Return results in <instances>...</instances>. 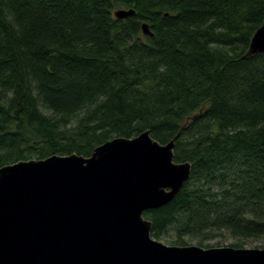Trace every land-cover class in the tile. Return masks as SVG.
Here are the masks:
<instances>
[{"label": "trees", "instance_id": "1", "mask_svg": "<svg viewBox=\"0 0 264 264\" xmlns=\"http://www.w3.org/2000/svg\"><path fill=\"white\" fill-rule=\"evenodd\" d=\"M263 21L264 0H0V166L148 130L190 162L153 238L264 237Z\"/></svg>", "mask_w": 264, "mask_h": 264}, {"label": "water", "instance_id": "2", "mask_svg": "<svg viewBox=\"0 0 264 264\" xmlns=\"http://www.w3.org/2000/svg\"><path fill=\"white\" fill-rule=\"evenodd\" d=\"M141 31L151 35L145 22ZM260 51L264 21L245 55ZM173 148L174 139L162 144L144 130L86 157L0 166V264H264V247L166 245L150 235L143 211L170 201L189 177L190 162H175Z\"/></svg>", "mask_w": 264, "mask_h": 264}, {"label": "rangeland", "instance_id": "3", "mask_svg": "<svg viewBox=\"0 0 264 264\" xmlns=\"http://www.w3.org/2000/svg\"><path fill=\"white\" fill-rule=\"evenodd\" d=\"M119 7H114V10L117 9ZM160 242L166 244V245H171V241H172V235L171 232L168 233V235L163 236L159 239ZM217 241V242H216ZM187 242L189 243L188 245H195L194 242L192 240H187ZM235 240L225 237L221 240H210L207 243L210 244L209 247H217L216 244H219L218 246H229L230 243H234ZM240 247H244V248H263L264 247V237L258 238V239H246L244 241L241 242V246Z\"/></svg>", "mask_w": 264, "mask_h": 264}]
</instances>
